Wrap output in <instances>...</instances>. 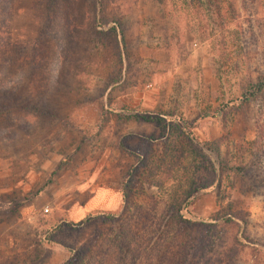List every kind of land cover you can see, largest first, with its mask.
Listing matches in <instances>:
<instances>
[{
  "label": "rangeland",
  "instance_id": "rangeland-1",
  "mask_svg": "<svg viewBox=\"0 0 264 264\" xmlns=\"http://www.w3.org/2000/svg\"><path fill=\"white\" fill-rule=\"evenodd\" d=\"M59 4L46 26L47 0H0V264L113 240L80 227L117 211L122 180L139 242L87 264H176L178 209L233 222L178 233L213 241L209 264H264V0Z\"/></svg>",
  "mask_w": 264,
  "mask_h": 264
},
{
  "label": "trees",
  "instance_id": "trees-1",
  "mask_svg": "<svg viewBox=\"0 0 264 264\" xmlns=\"http://www.w3.org/2000/svg\"><path fill=\"white\" fill-rule=\"evenodd\" d=\"M221 0H203V3L206 4H212V3H218ZM223 2H226L228 5H232L234 3V0H222ZM245 1V0H241ZM60 2H64V0H47V5L45 8V14L44 19L47 22V25L49 23L53 22L54 19V13H56L57 7L61 9ZM46 32H48L46 30ZM22 62V61H21ZM264 81V76L260 79ZM259 80V81H260ZM260 84V82H258ZM259 90H257L255 93H251L250 97L255 96V94H259L261 89V86H258ZM255 88V87H254ZM0 96L2 98H6L9 95L6 93L1 92ZM1 109H5V106ZM119 149V148H117ZM223 169L221 168V172ZM249 173H247V176ZM132 182V181H131ZM132 184L130 185L129 180H122L120 184V196H121V202L120 206L117 209V211L113 213L107 214L108 216L95 218L93 215H89L85 218L84 222L82 223L80 229L83 231H87L91 227H98L100 226H108L109 228H117L118 234L113 240H109L107 238H103V232L99 228H97V233L100 234L101 237H99L97 240L96 238L92 241V244L87 245L86 247L76 248L73 251L78 253L77 259L70 263V264H87V262L90 261V257L94 253L95 249H99L105 245L109 247V253L111 255H120L122 259L126 257V254L133 252L134 253V245H137L139 242L138 237L139 234L137 231H134L136 224L134 226L135 220L131 217H128V212L132 209ZM232 224L233 222L231 220H227L220 224H205L203 222H197L193 220H189L188 218H185L184 214L178 209L175 211V215L173 216V224L178 229L174 234H172L169 238L170 242H173L171 246H174L176 248H173V254L174 257L176 254H179V259L176 264H191V261L199 258L200 260L205 261L203 264H209L213 263L212 257L215 254V245L214 242L208 243L204 238L196 240L193 239L190 244L184 245V243L180 242L178 239V233H192L194 231H198L201 229L204 234H211L213 230L215 232L220 233L221 230L225 229L228 224ZM237 243V242H236ZM229 253L231 250H228ZM222 262L219 261V264Z\"/></svg>",
  "mask_w": 264,
  "mask_h": 264
}]
</instances>
